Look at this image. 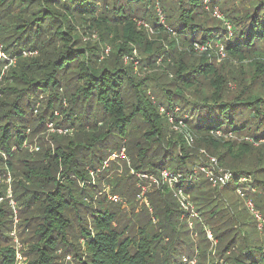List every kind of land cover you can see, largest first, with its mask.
Here are the masks:
<instances>
[{
	"label": "trees",
	"instance_id": "trees-1",
	"mask_svg": "<svg viewBox=\"0 0 264 264\" xmlns=\"http://www.w3.org/2000/svg\"><path fill=\"white\" fill-rule=\"evenodd\" d=\"M212 1L223 21L211 18L205 0H0L7 57L0 58V264H19L22 251L11 243L9 195L20 229L29 232L24 263L63 264L72 256L73 264H186L194 244L174 191L153 185L147 204L138 187L147 180L131 168L157 177L164 169L180 174L176 186L187 184L224 263L264 264V236L250 241L249 231L232 236L231 228L216 224L228 213L219 208L223 191L241 177L252 180L257 193L249 195L264 213V0ZM195 44L222 45L231 65L216 69L194 54ZM135 51L142 73L151 69L152 76L135 73ZM12 59L15 65L3 73ZM155 88L156 103L149 95ZM160 107L179 108L174 116L185 128L175 131ZM47 124L73 129V136L54 134L46 146ZM190 132L235 174L229 187L193 179L208 164L188 145ZM36 140L40 151L30 154L24 145ZM123 148L131 167L119 159L104 168ZM122 162L124 176L116 173ZM107 186L137 202L131 214L137 221L121 225L124 208L109 203Z\"/></svg>",
	"mask_w": 264,
	"mask_h": 264
},
{
	"label": "rangeland",
	"instance_id": "rangeland-1",
	"mask_svg": "<svg viewBox=\"0 0 264 264\" xmlns=\"http://www.w3.org/2000/svg\"><path fill=\"white\" fill-rule=\"evenodd\" d=\"M204 7H205V10L209 14H212L211 18H213L214 20L220 22V21H223V19L225 18V15L222 12V10L218 6L215 7V5H213V1L212 0H206L204 2ZM158 10L159 11L161 10L160 6H157V12H159ZM215 10H217L218 13L221 15L220 18H218L216 15H214L213 12ZM161 23H163V22L161 21ZM140 25H142V26L144 25L145 29H147L150 34H153L154 31L152 30V28H151V26L149 24H146V22L141 21ZM96 37H97V34H94L91 38L94 41H98V38H96ZM86 39H88V37H86ZM0 48H2L1 43H0ZM204 48L196 50L194 52V54L198 58L199 57L208 58L209 62L212 65H214L216 69H219V70L222 67H224V63H226L225 64L226 66H228V65L230 66L231 65L230 64L231 62L230 63L227 62V60H228L227 56L220 53V47H218L217 45L211 44V45H209L208 48L207 47H204ZM104 49H105V56L110 55L111 47L110 46H106V47H104ZM1 53H3V52L0 50V54ZM22 55L26 56L25 52H23ZM134 56H135V59H136L135 60V65H134L135 73L137 72L139 76H143V77H146L148 74L150 76H152V74H154V72L153 71L151 72V69L145 70V72L142 73L141 64H140V61H139L141 59V56H140V54L137 51L134 52ZM5 57H6V55H5ZM13 60H14V64L12 65L10 63L8 66H6L4 68V70H3V73L10 66H14L15 65L16 59H13ZM232 62H233L232 64L234 66H239V64L236 63L235 61H232ZM150 85L154 86V84H150ZM231 87L234 88V86H231ZM153 91H150V93H149L151 99L153 100L154 103H156V101L159 102L158 99L160 98V96L158 94L159 93L158 89L155 88V91L154 92ZM164 118L166 120L168 119L166 116ZM162 124L166 128L167 122L165 120L162 121ZM169 125L171 126L170 123H169ZM63 131H66V130H63ZM73 133H74L73 129H70V132L68 131L66 133L65 132L61 133L60 129L59 128H55L54 124H47L46 125V130L43 133L42 137H43V141L45 142L46 146H48V145H53L52 136L54 134H60L62 136H67V135L73 136ZM189 134L192 135L191 132ZM193 137L194 136L192 135V138ZM214 137L216 139H219V138L221 139V137L219 135H214ZM195 139H197V137H195ZM195 139H193L192 142L188 143V145L190 146L191 149H193L196 152H198L197 153L198 155L199 154L201 155L200 156L201 157V163L204 162L205 159H207V161H206L207 164L209 166H211V163L208 160V156L210 157V155L205 151V149L201 148L202 147L201 145H198L195 142ZM256 146H259V145H256ZM24 148H26V150H28L30 154L37 153V152L40 151V141L36 140L35 143L31 144V145L28 142L27 146L24 145ZM125 163L128 164V168H129V166L131 167L129 158H128V160H125ZM217 164H218V168L219 169L229 170L228 167L222 166L218 162V160H217ZM199 168L200 167L197 168V171L199 172V177L200 176L205 177V175L203 173H201ZM117 170L119 172H116V173H118V174L121 173V176H124L125 172H126V165H124V163L122 162V164H120V168L118 167ZM132 170L133 169L131 168V171ZM230 171H231V169H230ZM122 172H124V175H122ZM96 178H97V176H94V179H96ZM8 179H9L8 182L10 183L11 180H10V176L9 175H8ZM246 179H247V181H248V183H249V185L251 187V190L249 189V193H250L251 197L253 199H255V194L257 193V191L253 190V189H256V188L252 185V180L250 178L246 177ZM235 186H236V184L233 185L232 188L223 191V192H225L226 198H225V201L219 202V208L220 209H228V213H223L222 216H220L221 219L216 221V224L220 225L222 227V229L231 228V230H233V233H231L232 236H233L234 233L237 232V230L239 231L240 229L242 230V232L249 231V233L254 235V236H250V241L252 239L255 240L256 238H261V236L263 237L264 236V227L262 229L258 228L256 221L253 219L252 215L249 213V211L247 210V208L243 204L241 198H238L236 192L234 191L237 188V187L235 188ZM233 188H235V189H233ZM182 189L183 190H187L188 189L187 184L182 185ZM223 189H225V188H223ZM9 191H11V190L9 189ZM106 191L111 195L110 199H109V203H111L113 205H117L115 203L120 202L121 206L124 208V210H123V218L121 220L122 221L121 225L128 223V221L131 220V219H133V221H135V220L137 221V219H138L137 217H139V216H136V218H133L131 216V214L134 212V210L132 208V205L134 204V206H135V204H137L136 201H131L130 202L129 200H127V198H123L120 194H117V193L114 194L113 193V187L109 188V186H107V190ZM114 195H116V196H114ZM140 195H142V190L141 189H140L139 196ZM111 197L112 198H114V197L118 198L117 199L118 201L116 200L117 201L116 202ZM9 199H10L9 202H10L11 208L13 209V213H14V215H13L14 224H13V231L11 233V238H12L11 243H12L13 247L16 248L17 251L20 252L22 250V251L25 252V250H28V248H29V244L27 243V240H26L28 235H29V232L25 235L24 234V228H23V232H22V229H20L21 228L20 224L22 223V220H21L20 215H19V210H18L19 208L16 205L15 201L12 199V195H9ZM140 199H142V198H140ZM88 202H89V200H88ZM0 203H1V201H0ZM261 213H262V215L264 217V213L263 212H261ZM224 214H226V215L224 216ZM235 217L238 218V221H236ZM231 218H233V220H232L233 223L232 222H228V221H231ZM217 219H219V217ZM154 223H156V222L154 221ZM118 225H119V223H118ZM236 226H237V228H235ZM232 227H233V229H232ZM201 229H202V231H205L204 234H201L202 233ZM206 229L210 230L212 232V235H213L214 239L216 241H218L215 238L211 227L205 225L204 217L199 215V219L194 221L193 229H191L189 227V230H188L189 231V233H188L189 240L191 241V244H194V246H193V251H192V256H191L192 258L188 259V262L186 264H193V263L194 264H199L200 262L205 263V264L214 263V262L215 263H219V264H225L224 263L225 260L222 259L221 255H219V251H218L219 244H218V242L215 245L210 240H208V237H207V234H206ZM205 238L208 241H206ZM23 241H24L25 244L23 243ZM188 247L190 248V245H188ZM22 251L20 252V255L18 256L19 257V264H27V262L24 263L26 258L22 255V253H23ZM188 253H189L188 250L184 249L182 251V258L183 257L187 258L188 257ZM59 255L62 256L63 254H59ZM184 258H183V260H184ZM73 263H74V261H73L72 256H69L68 258H66V261L64 260L63 264H73Z\"/></svg>",
	"mask_w": 264,
	"mask_h": 264
},
{
	"label": "built area",
	"instance_id": "built-area-1",
	"mask_svg": "<svg viewBox=\"0 0 264 264\" xmlns=\"http://www.w3.org/2000/svg\"><path fill=\"white\" fill-rule=\"evenodd\" d=\"M213 13L218 18L221 17V15L218 13L217 10H215ZM161 21L164 23V18L162 16H161ZM228 28L230 29V27ZM217 46L220 47V53L225 55L224 48L222 47V45H217ZM204 47L206 46L195 44V50L203 49ZM25 54L26 56H28L33 53L25 52ZM0 58H6V57L3 53H1ZM10 62L11 64H14L13 59L10 60ZM178 112H180V109L176 108L174 110V113H178ZM160 113L162 115H165L168 118L169 123L171 124L172 128L175 131H180L181 129L185 128V123L180 119L177 120L176 117L174 116V113L167 111L164 107H160ZM63 130H66V131H63ZM68 131L70 132V129H60L61 133L63 132L66 133ZM186 138H187L188 143L193 141V138L191 135H187ZM119 159H122L124 161L128 160V156L124 148L119 153L117 152L112 153L111 156L108 158V160L104 163V168H109L110 161H116ZM208 160L211 163V166L204 165L200 167L199 170L201 171V173L205 175V177L210 181L213 187H218L221 189L229 187L236 179L235 174L230 170L219 169L216 158L208 156ZM197 168L194 171L193 179H197L199 177V172L197 171ZM131 172L132 174L136 175L141 180H147L145 182V185H142L141 182L138 184V187H140V189L142 190V195H140L139 198L144 199L145 194L148 192V190L151 189V187H153V185L157 187L161 183L169 185V187L174 191V195L178 200V203L180 205L181 210L184 213V216H187L188 218L187 221H188L189 227L193 229L194 221L199 219V215H198L199 213L196 211L191 195L186 193L185 190L178 188L176 186L179 181L178 177L180 176V174H174L173 172L167 169H164L161 171L160 177H157L155 175H150L147 173H136L134 170H132ZM92 175L97 176L98 174H92ZM235 188H236L235 192L237 196L241 198L245 207L247 208L249 213L252 215L253 219L256 221L258 228L262 229L264 227V217L262 213L259 210H257L254 201L251 199L249 195V189L251 190V187L246 177H241L240 179H238ZM112 199L116 201L118 198L114 197ZM144 201L147 203L146 199H144ZM206 234H207L208 239L213 244L216 245L218 241L214 239L212 232L206 229Z\"/></svg>",
	"mask_w": 264,
	"mask_h": 264
}]
</instances>
